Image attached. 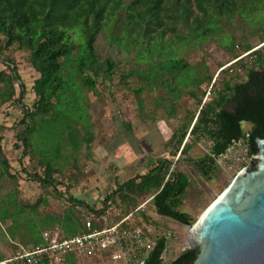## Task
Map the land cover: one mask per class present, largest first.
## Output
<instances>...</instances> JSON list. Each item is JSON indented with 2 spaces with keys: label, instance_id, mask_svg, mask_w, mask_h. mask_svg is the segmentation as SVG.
Wrapping results in <instances>:
<instances>
[{
  "label": "trees",
  "instance_id": "1",
  "mask_svg": "<svg viewBox=\"0 0 264 264\" xmlns=\"http://www.w3.org/2000/svg\"><path fill=\"white\" fill-rule=\"evenodd\" d=\"M261 10L264 11V0H0V56L7 50L28 51L32 66L39 73L33 85L34 108L24 109L22 122L27 126L21 132L22 136L18 137L21 144L15 143L18 149L23 145L24 156L31 150V154L39 158L46 177L34 173L33 178L41 184L57 188L54 174L61 169L54 161L44 163L33 153L32 136L40 122H57L66 95L75 97L80 106L79 95L70 83L79 79L81 85L97 88L101 80L115 86L119 63L100 56L98 39L101 34H109V41L120 46V35L115 32L118 24L126 32V46L134 52L135 59L143 58L142 50L146 51L151 61L158 59L151 68V75L153 79L160 78L173 98H180L181 93L189 88V93L197 97V90L212 76L174 56L173 47L184 44L202 46L205 41L220 37L219 42H225L227 50L235 54L236 39L227 35V28L237 18L249 19ZM261 39L264 40V31ZM243 48L249 51L252 46L247 43ZM251 55L256 57L254 65L247 69L246 80L236 83L224 81L222 88L215 93L216 98L201 106L190 130L192 142L184 143L188 127L182 128L177 140L178 149L184 143L181 154L188 153L204 137L212 141L210 152L193 160L207 178L212 177L217 167L216 158L242 139L246 140L252 158L250 168L257 166L254 157L259 153L256 137L260 135L264 138V51L254 50ZM4 60L10 72L0 71V106L13 101L16 81L20 82L22 89L19 102L26 90L14 60ZM256 66L258 69H255ZM126 76L127 73H120L119 83H123ZM26 119L32 123H27ZM244 122L252 125L247 132L242 128ZM73 124L61 129L65 132L64 142L68 144L65 148L75 151L84 137L80 133V121L76 120ZM54 127L58 126L51 129ZM2 141L0 136L1 163L5 172L9 173L10 162ZM61 149L59 147L58 154ZM172 164L169 158H160L149 173L140 176V180H127L118 184L112 193H107L102 208L85 205L87 213H100L117 193L128 202L129 212L137 208L135 197L150 192L159 215L185 224L192 223L191 215L180 209L190 179L188 174L178 170L172 172L173 176H168ZM68 200L73 207L85 204L71 194ZM54 221H60L67 235H73L82 228L80 217L72 210L64 212L62 218L56 214L52 217V223ZM39 229L36 227L35 231L40 232ZM156 238V245L145 264H164L162 255L167 245L166 238ZM198 253V248H188L166 264H191Z\"/></svg>",
  "mask_w": 264,
  "mask_h": 264
},
{
  "label": "rangeland",
  "instance_id": "2",
  "mask_svg": "<svg viewBox=\"0 0 264 264\" xmlns=\"http://www.w3.org/2000/svg\"><path fill=\"white\" fill-rule=\"evenodd\" d=\"M261 11L249 19L237 18L227 28V35L236 39L235 54L227 50L225 42H219L220 37L207 40L202 46L184 44L173 47L174 56L183 58L200 72L212 76L211 80L203 83L197 90V97L189 93V88L181 93L180 98H173L160 78L153 79L151 75V68L158 59L151 61L145 50H142L143 58L135 59L134 52L129 51V46H126V32L118 24L115 32L120 35V46L109 41V34H101L98 39L100 56L105 60L115 59L119 63L114 79L115 86L99 80L97 88H88L81 85L79 79L73 80L70 84L79 95L80 106L75 97L66 95L60 106L57 122H40L32 136L33 153L44 163L54 161L61 169L54 175L57 188L35 180L34 173L46 177L39 158L31 154L30 149V156H24L23 145L20 149L15 147V143L21 144L18 137L22 136L21 132L27 126L22 122L24 109L34 108L36 98L33 85L39 73L30 62V52L5 51L0 56V71L10 72L4 59H13L26 90L19 102L22 89L20 82L16 81V96L13 101L0 106V136L3 137L5 154L11 162L9 173H6L0 158V202L13 193L17 202L24 207L40 200L38 210L42 216L53 213L62 215L72 210L84 219L88 212L85 205L94 209L102 208L107 193H112L118 184L130 179L140 180V176L155 167L157 160L169 158L173 164L168 176H173L172 172L176 170L188 174L190 185L180 209L189 213L192 223H195L238 173L249 168L251 164L252 158L248 154L245 139L233 143L226 153L216 158L217 167L211 178L204 176L193 160L209 153L212 141L204 137L186 154H181V149L185 142H192L190 130L201 106L216 98L215 93L222 88L224 81H245L247 69L254 65L256 57L247 53L260 46L262 47L259 50L264 51V40L261 39L264 31V11ZM2 38L6 41L3 36ZM247 43L252 46L250 51L243 48ZM239 56L244 58L234 62ZM122 72L127 73V76L123 83H119V74ZM76 120L80 121V133L84 139L81 140L79 149L73 151L72 148H65L68 144L64 142L65 132L61 127L65 129L73 126ZM26 122L31 121L26 119ZM52 126L58 127L51 129ZM183 127H188L189 131L178 149L177 140ZM251 127L248 122L242 124L244 132ZM59 147L62 149L58 154ZM69 194L83 198L84 206L73 207L68 200ZM151 197L150 192L135 197L136 207ZM109 202L118 208L120 214L130 212L128 202L123 201L119 193ZM2 210L0 209V215ZM2 221L0 220V256L4 257L15 248V240L11 239L13 233L11 228H7L8 222ZM134 222L143 230L151 232L154 237H169V248L165 255L167 262L180 255L184 247L190 246L189 226L159 215L152 200L145 205L144 210L135 213ZM34 227L31 224L26 228L19 227L17 241L22 242L28 238L27 229L37 235Z\"/></svg>",
  "mask_w": 264,
  "mask_h": 264
},
{
  "label": "water",
  "instance_id": "3",
  "mask_svg": "<svg viewBox=\"0 0 264 264\" xmlns=\"http://www.w3.org/2000/svg\"><path fill=\"white\" fill-rule=\"evenodd\" d=\"M256 168H245L203 217L188 223L191 264H264V138L256 137Z\"/></svg>",
  "mask_w": 264,
  "mask_h": 264
},
{
  "label": "built area",
  "instance_id": "4",
  "mask_svg": "<svg viewBox=\"0 0 264 264\" xmlns=\"http://www.w3.org/2000/svg\"><path fill=\"white\" fill-rule=\"evenodd\" d=\"M261 47L249 50L247 55ZM242 58L239 56L234 62ZM150 200L152 197L124 215L111 203L100 213L89 212L81 230L73 235L64 233L59 225L46 229L42 233L44 243L18 245V250L1 259L0 264H145L157 238L135 224L134 215L144 210ZM165 238L167 249L169 237ZM166 249L162 255L164 264L169 262Z\"/></svg>",
  "mask_w": 264,
  "mask_h": 264
},
{
  "label": "crops",
  "instance_id": "5",
  "mask_svg": "<svg viewBox=\"0 0 264 264\" xmlns=\"http://www.w3.org/2000/svg\"><path fill=\"white\" fill-rule=\"evenodd\" d=\"M3 149H4V147H3ZM28 155H26V157H28ZM57 173H59V172H57ZM78 199L82 200L83 198H78ZM38 201L40 202V200H38ZM36 203L28 204V206H26V207L21 206L17 202V198L15 197V195L13 193H10L9 196L7 195V197L3 200V202L2 201L0 202V209H3L2 213H1L2 215H0V220H3L2 222H8L7 223V225H8L7 228H9V229L11 228L12 229V233H13V237L11 239L15 240L14 241L15 248L11 252H9L8 255H6L4 257L0 256V260L3 259V258L9 257L14 252H16L18 250V245H24V246H27V247H32V246L44 243V239H43L42 233L46 229H50V228H52V227H54L56 225H59L62 228L63 232L66 233L64 228L62 227L60 221H54L52 223V217L55 216L56 214L53 213V214H48V215H45V216L40 215L39 214V210H38V207H39L40 204L37 203V207L34 208V205ZM27 207H29L30 209L28 210ZM63 214L62 215H58L57 214V215L60 218H62ZM80 222H81V227H82L83 218L82 219L80 218ZM29 224H31L32 226H35L34 228L39 227L40 229L38 231H40V232H38V235L35 237V235H33L27 229L28 238H25L22 242H18L17 241V240H19V238H18V232H19L18 228L19 227H22V228L25 227L26 228V226H28ZM42 227H43V229H41Z\"/></svg>",
  "mask_w": 264,
  "mask_h": 264
},
{
  "label": "bare ground",
  "instance_id": "6",
  "mask_svg": "<svg viewBox=\"0 0 264 264\" xmlns=\"http://www.w3.org/2000/svg\"><path fill=\"white\" fill-rule=\"evenodd\" d=\"M219 196H220V195H219ZM219 196H218V197H219ZM218 197H217V198H218ZM217 198H216V199H217ZM216 199H215V200H216ZM215 200H214V201H215ZM214 201H213V202H214ZM213 202H212V203H213ZM212 203H211V204H212ZM206 210H207V209H206ZM206 210L203 212V214L200 216V218L203 217V215H204V213L206 212ZM200 218H199V219H200ZM199 219H198V220H199ZM198 220H197V221H198ZM193 230H194V227H193V228H189V232H190V231L193 232Z\"/></svg>",
  "mask_w": 264,
  "mask_h": 264
}]
</instances>
